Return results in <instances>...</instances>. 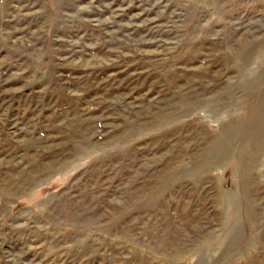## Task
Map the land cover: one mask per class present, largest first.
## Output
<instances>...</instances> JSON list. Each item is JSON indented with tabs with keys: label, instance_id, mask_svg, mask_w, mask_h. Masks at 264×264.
I'll return each mask as SVG.
<instances>
[{
	"label": "rangeland",
	"instance_id": "1",
	"mask_svg": "<svg viewBox=\"0 0 264 264\" xmlns=\"http://www.w3.org/2000/svg\"><path fill=\"white\" fill-rule=\"evenodd\" d=\"M0 264H264V0H0Z\"/></svg>",
	"mask_w": 264,
	"mask_h": 264
}]
</instances>
